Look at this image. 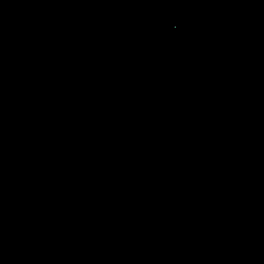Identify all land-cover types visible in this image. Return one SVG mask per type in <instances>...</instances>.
I'll list each match as a JSON object with an SVG mask.
<instances>
[{
    "label": "water",
    "instance_id": "1",
    "mask_svg": "<svg viewBox=\"0 0 264 264\" xmlns=\"http://www.w3.org/2000/svg\"><path fill=\"white\" fill-rule=\"evenodd\" d=\"M0 264H264V0H0Z\"/></svg>",
    "mask_w": 264,
    "mask_h": 264
}]
</instances>
